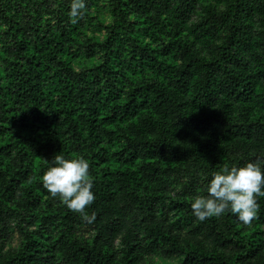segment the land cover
Wrapping results in <instances>:
<instances>
[{"label": "trees", "instance_id": "obj_1", "mask_svg": "<svg viewBox=\"0 0 264 264\" xmlns=\"http://www.w3.org/2000/svg\"><path fill=\"white\" fill-rule=\"evenodd\" d=\"M0 0V264H264V194L201 221L211 174L264 169V0ZM83 157V214L42 176Z\"/></svg>", "mask_w": 264, "mask_h": 264}, {"label": "clouds", "instance_id": "obj_2", "mask_svg": "<svg viewBox=\"0 0 264 264\" xmlns=\"http://www.w3.org/2000/svg\"><path fill=\"white\" fill-rule=\"evenodd\" d=\"M87 0H72L69 15L72 22L83 15ZM42 183L52 196H59L66 207L73 212L85 214V208L94 200L92 181L89 179V164L83 157L54 155L47 167ZM207 195L192 199L190 207L198 220L219 217L225 210L236 214L244 224L255 218L257 196L264 194V169L255 161L242 165H224L211 174L206 187Z\"/></svg>", "mask_w": 264, "mask_h": 264}]
</instances>
